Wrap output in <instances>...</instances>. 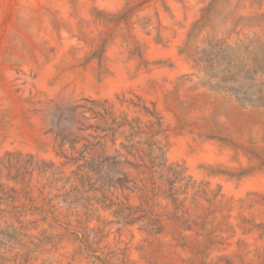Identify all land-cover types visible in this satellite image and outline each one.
<instances>
[{
  "label": "rangeland",
  "instance_id": "1",
  "mask_svg": "<svg viewBox=\"0 0 264 264\" xmlns=\"http://www.w3.org/2000/svg\"><path fill=\"white\" fill-rule=\"evenodd\" d=\"M0 264H264V0H0Z\"/></svg>",
  "mask_w": 264,
  "mask_h": 264
},
{
  "label": "trees",
  "instance_id": "2",
  "mask_svg": "<svg viewBox=\"0 0 264 264\" xmlns=\"http://www.w3.org/2000/svg\"><path fill=\"white\" fill-rule=\"evenodd\" d=\"M101 116L103 124L101 126L95 127L96 130H100L102 134H98L95 137L97 138L96 143H99L103 148L106 146L107 138L111 137L112 141L115 139V135L117 131L124 126H128L130 129V134L132 136L146 134V151L145 149H141L134 145H131L127 151V154L131 155L136 159L135 162L124 159L125 162H128L130 165L136 168H142V172L145 174V178L142 179L143 188H147L148 183V194L150 196H154L159 186L157 185V180L155 175L159 174V177H165V181L167 182V195L173 202L176 201L177 191L174 188V184L177 182H183L182 187L184 189L188 188L191 183V177L185 175V170L183 167L177 163L167 164V159L164 157V154L159 146V141L156 139L157 135L161 131V119L156 115L154 111L150 112V115L154 118L153 121L150 122L147 131L140 130L138 125H134L132 122L127 121L123 118V120H118L112 113L109 111L107 107H102V112L97 114ZM95 143H87L85 144V151L87 152V148ZM72 146V145H71ZM117 155H122L118 153L113 156H104L101 159L102 167L98 166L94 161L89 160L87 162V167L90 170H97L98 172H103L102 180L104 185L115 187L116 184L122 183V181L118 178L114 177V174L117 172L116 168L113 167L115 163L120 162L121 160H115Z\"/></svg>",
  "mask_w": 264,
  "mask_h": 264
}]
</instances>
